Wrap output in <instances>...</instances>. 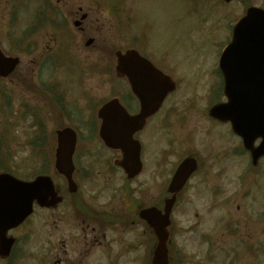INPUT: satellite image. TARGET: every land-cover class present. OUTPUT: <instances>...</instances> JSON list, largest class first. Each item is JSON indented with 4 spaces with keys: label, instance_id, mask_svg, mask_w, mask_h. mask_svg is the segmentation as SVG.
<instances>
[{
    "label": "flooded vegetation",
    "instance_id": "flooded-vegetation-1",
    "mask_svg": "<svg viewBox=\"0 0 264 264\" xmlns=\"http://www.w3.org/2000/svg\"><path fill=\"white\" fill-rule=\"evenodd\" d=\"M85 1L91 4L90 0ZM106 1L115 26H120L129 19L126 18L130 16L123 9L121 0ZM66 2L71 7L65 0H0V93L16 91L9 86L15 82L17 75L18 78L21 77L24 55H32L33 59H42L35 76L39 91H44L45 85H51L57 102H62L63 95L56 93L61 91L57 90L54 80L52 81L59 56L55 29L58 26L81 29L89 14L92 15V11L87 10V16L82 6H78L74 11L75 4L72 0ZM61 6H66L64 11ZM68 7L70 10H67ZM78 16L79 21L76 20ZM48 37L50 46L39 51L38 41ZM133 49L153 63L159 71L165 75L169 74L166 55L158 64L154 57L142 49ZM4 58L15 59L16 65H13L14 61L4 63ZM114 76L124 84L125 91L122 90L123 93L118 95L113 94L110 99H117L130 115L138 114L139 102L130 92L126 79ZM16 81L19 82L18 79ZM52 92L48 86L46 94L52 96ZM6 98V104L12 107V99L9 96ZM54 100L55 97L49 99L52 106L55 104ZM167 101L168 99L137 134L143 141L142 144L147 143L150 136L160 133L163 129L161 122L167 121L169 117ZM223 102L221 100L216 103ZM103 104L104 102L101 103ZM22 105L19 108H22ZM21 114L22 119H25L23 108ZM64 114L70 122L72 119L69 115L75 119L74 123L78 122L79 132L75 130L79 141L83 139L91 142L98 136L94 129L85 127L87 120H83L81 112L65 109ZM32 117L36 125L45 124L44 118L42 119L38 112H33ZM159 117L161 122L157 120ZM92 118L96 120L97 117L93 115ZM200 122L204 124L201 130L203 137L210 136L208 140L214 141L215 144L208 148L209 145L206 146L203 139V145L208 149L184 150L183 159L178 162L191 157L195 160L196 170L179 194L178 203L189 199L184 195L188 189L194 190L193 199L206 204L203 209H208L209 215L214 217L213 220L220 221L228 228L221 236L236 240L235 245L225 251V259L228 262L225 263L233 264L240 261L237 250L247 249L257 253L263 247L264 171L259 167L260 163L256 167L249 165L248 156L240 149V141L231 133L229 124L206 116L201 118ZM166 134L158 139L162 141V149L156 150L155 163L153 164L150 158L145 160L143 157L145 165L143 164L142 172L133 180H128L123 170L117 166L121 160L119 151L99 148L97 145L93 152L84 151L86 148L78 149L73 157V180L77 190L70 193L64 180L53 174L51 178L54 196L50 208L44 210L34 205V219L25 229L22 226L6 232L5 241L11 240L12 247L8 255L0 257V264H27L26 259L32 260L34 264H152L153 235L149 227L139 220L138 214L143 208L163 204L168 197L166 190L174 171L170 174L163 169L169 165L168 159L172 157L166 147L177 140L172 137L165 138ZM163 141L166 147L163 146ZM51 148L52 144L51 147L50 144H45L39 155L43 157L37 160L40 163L38 168L43 166L42 170L49 173L52 172L54 163ZM142 177L144 178L137 188L134 182ZM45 211L50 214L46 221L37 216L38 212ZM193 216L197 219L198 214L195 212ZM249 224L259 227L254 230V242L248 240L251 236L242 232ZM43 228L46 229L45 232L41 231ZM182 229L186 232L184 227ZM208 232L214 231L210 229ZM199 241L202 243V240ZM28 249H34L35 254ZM200 252L204 253L205 250ZM213 252L214 249L210 251L211 257L216 261L217 253L213 255ZM181 256L179 264H184Z\"/></svg>",
    "mask_w": 264,
    "mask_h": 264
},
{
    "label": "rangeland",
    "instance_id": "rangeland-1",
    "mask_svg": "<svg viewBox=\"0 0 264 264\" xmlns=\"http://www.w3.org/2000/svg\"><path fill=\"white\" fill-rule=\"evenodd\" d=\"M90 2L92 5L85 0H72V3L75 4L74 11L78 6L83 7L87 16V10L92 11V15L89 14L81 29L71 28V26H58L55 29V43L59 55L57 61L62 62V58L66 55L70 60L69 63L56 70L52 79L58 87L57 90L61 91H56V93L63 95L62 102L57 103L54 89L52 96L46 94V89L50 85H45V90L39 91L35 76L39 70L37 66L42 59H33L32 55H24L21 77L18 78L17 75L14 78L15 82L9 86L13 91H16L0 93V111L4 110L2 106L6 108L5 98L9 96L14 102L12 109H14L18 120H20L19 114L22 112V108L25 112V120L22 122L11 118L15 136L9 137V141H6V147L12 151L11 162L8 164L14 165L21 177H29L34 174L40 165L34 156L33 148L30 149L26 146L27 139L39 126L33 120V112H38L42 119L44 118L47 138L51 141L54 131L65 124L62 115L57 113L59 107H62L63 110H77V113L81 112L83 120L86 119L89 122L93 119L95 108L109 100L113 93L117 95L120 92L123 93L124 84L112 74L106 77L103 71L106 67L114 65L115 59L113 58L117 50H125L132 45H136L154 57L158 64L166 55L165 59L168 58V65H177L175 70L179 73H175V79L177 83H181V86L169 97L166 104L168 109L171 110V107H174L177 110L172 117L173 125H170L169 130L178 129L179 135L180 130L186 133L183 138H179L178 135L176 140L192 151H203L214 145V141L208 140L210 136L205 138L201 134V130L194 129L195 126L202 128L200 119L204 117L202 114L210 106L208 93H210L212 84L210 85L203 78L205 74L216 73L219 56L228 41V28L226 29V27L230 25L232 27L244 14L247 7L264 8V0H234L228 5L222 4L220 0H148L141 6V9L138 6L130 27L127 25L125 27L115 26L106 0H90ZM65 3H67L66 0ZM67 5L70 6L68 3ZM64 7L61 6L63 11ZM67 10L70 8L68 7ZM79 17L76 20L79 21ZM126 18L129 17L126 16ZM89 39L93 43L86 48L85 43ZM49 43V37L40 39L38 41L39 51H42V48H48ZM54 97L55 104L52 106L49 99ZM192 101L194 106L190 104ZM21 105L22 108H19ZM69 117L74 123L73 116L69 115ZM181 118L180 122L182 123L179 124V121L176 120ZM157 120L160 121V117ZM76 123L78 124L77 121ZM183 123H186L185 129L180 128ZM203 139H205L206 146L209 145L208 148L204 147ZM95 146L96 142H88L82 149L86 148L84 151L93 152ZM160 146L162 145L159 142H151V146L146 150V152L153 151L150 158L153 159V154ZM184 147L181 145L180 148L184 149ZM179 154L182 152L176 151V155ZM173 163L174 160H169V165L163 168L165 172L171 170ZM262 163L259 164V167L264 171V162ZM143 178L134 182L137 188ZM233 191L236 193L235 189ZM184 195L189 199L181 201L172 215L174 223L172 247H175L176 252L180 251L183 254L184 264L228 263L225 259V251L230 250L236 240L224 237L225 235L221 236L222 233L228 231V228L220 221L213 220L214 217L209 215L208 209L206 211L203 209L207 206L206 204L193 199V189H188ZM246 201L245 199V204ZM195 212L198 214L197 219L193 216ZM49 215L46 211L37 213L38 218H42L41 220L44 221L47 217L49 219ZM182 227L186 229V232H183ZM210 229L214 232H208ZM258 229L259 227L256 225L249 224L242 229V232L251 236L248 240L254 242L256 235L254 230ZM45 230V228L41 229L42 232ZM201 236H207L209 243H200ZM262 240L263 247L260 250L262 256L247 249H239L236 254L240 255V261L233 264H264V236ZM208 248L209 250L214 249L213 255L217 253L216 261L212 259L211 253L207 257L205 252H200L207 251ZM28 251L35 254L34 249H28ZM26 262L34 264L32 260L26 259Z\"/></svg>",
    "mask_w": 264,
    "mask_h": 264
},
{
    "label": "water",
    "instance_id": "water-1",
    "mask_svg": "<svg viewBox=\"0 0 264 264\" xmlns=\"http://www.w3.org/2000/svg\"><path fill=\"white\" fill-rule=\"evenodd\" d=\"M225 1L229 2L230 0ZM221 70L226 82L225 95L230 102V111L225 116V120L231 122L233 131L242 137L246 148L251 151L250 146L255 139L261 138L264 144V11L250 9L246 12V16L237 23L233 31L232 43L222 56ZM148 115L143 109V113L138 119L131 123L134 129L129 131L130 134L135 129L141 128ZM108 133H113V128ZM130 137L120 141V145L123 147L115 144L112 137L104 135L103 139L110 147H120L126 151L130 149L131 155L128 157L133 156V159H137L138 147L135 142L130 140ZM262 148L264 149V146ZM253 153L256 154L254 162L264 155V151L260 150L253 151ZM43 181V179L38 180L35 184H22L13 181L7 189H4L6 192L4 201L11 217L9 223H20L30 213L34 194L40 195L44 199L47 197L48 193L45 191L48 187ZM177 186L178 183H175V187ZM13 191L23 193L18 202L16 196L15 199L11 196ZM24 205L27 208L24 209ZM42 205H47L45 200ZM16 206L17 209L12 215L11 208L15 209ZM170 208L171 203L168 204V209L163 217H158L153 211L152 222L149 221L157 240L153 264H167L168 232H166V228L169 225Z\"/></svg>",
    "mask_w": 264,
    "mask_h": 264
}]
</instances>
